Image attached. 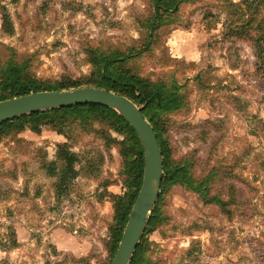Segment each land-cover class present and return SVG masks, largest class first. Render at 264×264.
Here are the masks:
<instances>
[{
  "label": "rangeland",
  "instance_id": "obj_1",
  "mask_svg": "<svg viewBox=\"0 0 264 264\" xmlns=\"http://www.w3.org/2000/svg\"><path fill=\"white\" fill-rule=\"evenodd\" d=\"M148 15L146 0H0V64L25 60L42 84L81 81L86 48L140 46ZM263 49L264 0H195L129 64L149 82L182 87L187 104L162 117L164 137L174 159L192 158L196 177L215 171L211 194L230 211L170 188L161 224L146 236V264H264ZM86 127L0 139V264H111L110 195L125 187L119 147L104 132L123 137L98 117ZM63 151L78 158L79 175L60 188Z\"/></svg>",
  "mask_w": 264,
  "mask_h": 264
},
{
  "label": "trees",
  "instance_id": "obj_2",
  "mask_svg": "<svg viewBox=\"0 0 264 264\" xmlns=\"http://www.w3.org/2000/svg\"><path fill=\"white\" fill-rule=\"evenodd\" d=\"M149 5V15L140 22V28L145 32V39L136 48L130 47L126 51L119 49L105 51L101 48L88 47L85 49L90 73L81 81H64L61 83L42 84L36 81L28 70L25 60H17L9 57L4 64H0V102L23 97L36 92L68 91L85 87L104 89L114 94L123 96L142 108V115L153 127L163 158L164 177L161 191L152 213L145 233L137 246L130 264H146L144 254L146 252V236L161 224V204L165 194L170 188L183 186L188 191L196 194L203 204L218 206L221 211L229 216L228 202L217 194H211L215 183V171H211L201 177L194 175L192 158L185 156L174 159L167 139L164 137L165 126L162 117L181 112L187 104L186 95L182 87L176 83L167 84L163 81L149 82L133 73L129 64L139 60L144 54L152 51L154 39L159 30L174 24L183 4L193 3L195 0H146ZM224 1V0H217ZM257 4L260 2H249ZM3 28L6 33H13L12 24L8 17L4 18ZM231 30V29H230ZM250 37V32H246ZM240 38L245 37L244 32L238 33L232 29L230 35ZM250 40H254L250 37ZM260 42L259 40L257 43ZM262 42V41H261ZM260 46V43H259ZM260 48H262L260 46ZM264 53V49L262 50ZM260 71H264V57L260 60ZM98 117L109 130L123 137L121 141L113 139L109 132H104L107 141L119 147V153L123 158L121 175L125 192L123 195H110L114 205L113 223L110 226V240L106 246L111 260L114 259L123 231L127 224L132 207L138 196L144 169V154L141 142L130 125L113 109L97 104H79L60 109L42 111L23 115L0 123V139L10 133H21L29 130L40 134L44 127H68L78 124L81 128ZM94 130V129H92ZM98 133V131H95ZM62 151V147H60ZM63 166L60 174V188L65 187L79 175L78 158L67 151L61 153ZM163 221V220H162ZM15 246V245H14Z\"/></svg>",
  "mask_w": 264,
  "mask_h": 264
},
{
  "label": "water",
  "instance_id": "obj_3",
  "mask_svg": "<svg viewBox=\"0 0 264 264\" xmlns=\"http://www.w3.org/2000/svg\"><path fill=\"white\" fill-rule=\"evenodd\" d=\"M79 104H97L116 111L137 134L144 154L142 184L111 264H130L148 226L161 191L163 158L156 133L131 100L104 89L36 92L0 102V123L23 115Z\"/></svg>",
  "mask_w": 264,
  "mask_h": 264
}]
</instances>
